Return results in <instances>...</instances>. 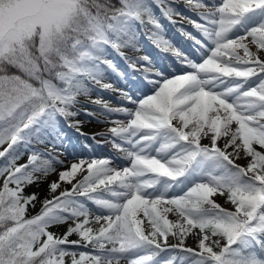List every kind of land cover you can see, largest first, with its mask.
I'll return each mask as SVG.
<instances>
[{"label": "snow or ice", "instance_id": "obj_1", "mask_svg": "<svg viewBox=\"0 0 264 264\" xmlns=\"http://www.w3.org/2000/svg\"><path fill=\"white\" fill-rule=\"evenodd\" d=\"M184 3L191 53L163 36L176 0H0V264H264V0ZM141 30L181 67L125 56L151 87L113 89L109 50ZM94 86L121 98L88 100L118 117L90 137L118 155L68 163L62 122L84 135ZM52 173L42 200L25 191Z\"/></svg>", "mask_w": 264, "mask_h": 264}, {"label": "rangeland", "instance_id": "obj_2", "mask_svg": "<svg viewBox=\"0 0 264 264\" xmlns=\"http://www.w3.org/2000/svg\"><path fill=\"white\" fill-rule=\"evenodd\" d=\"M211 2V0H208ZM176 6L178 7L180 15H173L172 19L175 23L170 22L168 19H165L163 16H160V22L162 24L163 36L165 39L169 40L177 49L182 51L183 53H191L193 51V41L188 39L187 36L184 35V32H190L193 35H198L196 29L189 22L188 18L196 19L194 12L190 11L189 8L184 3V0H176ZM203 11V9H201ZM159 15V12H157ZM144 40L138 36V51H133L130 48H125L124 56L119 61L118 55L111 52L109 50V59L113 60L114 63L118 66L119 72L123 73V75H118L111 71H107L104 76L105 83H111L113 85V89H125L132 91L133 94L137 92L148 94V88L151 85L145 87V81L143 79L144 73L142 71H133L131 67L132 61L126 59V57H131L133 60H138L140 57L144 55H149L151 57L152 63L157 68H164L167 70H175L181 67L179 61L176 59L174 55L171 53H163L159 51L152 43L149 38V34L140 31L139 34ZM146 40V41H145ZM255 50V49H254ZM262 57H264V52L259 53ZM139 67V65H137ZM109 89L102 90L99 86H94L93 91L91 92L90 97H80V105L78 107L81 109V114L78 115L80 119H82L83 127L80 128V132L84 135H80L79 132L71 133V142L69 139L64 138L63 143H58L57 149L53 151V155L56 152H63L64 155L60 156L61 160H64L68 163L71 162L72 154L77 153L83 156H95L96 158H105V157H113L118 155L113 149L111 144H98L90 137L99 132L106 131L111 125L109 123H98L97 120L107 121L109 119H115L118 117H111L107 114H102L100 111V107L88 103L89 99H97L102 98L105 101H108L111 107H116L121 103V98L118 95L117 91ZM89 109L93 112V116L84 115V110ZM122 118V117H119ZM75 134V135H74ZM101 137L97 136L96 140L99 141ZM86 145H90L91 147H85ZM36 147L44 150L50 149V145L48 143L36 145ZM240 164H244V160L237 161ZM121 164L124 161H120ZM57 172L62 170V166L56 165ZM58 179V176L55 173L49 174L45 181L49 183L50 181ZM64 187H68V185H64ZM45 191H39L38 195L42 200L47 194ZM218 202L221 204L224 203L223 198L217 197ZM39 205V203H37ZM32 208H29L31 211ZM170 219H175L174 216L170 215ZM54 232L61 233L64 231V227L52 228ZM72 238H76L73 236ZM188 245L193 244L192 238L187 240ZM122 264H126V262H122Z\"/></svg>", "mask_w": 264, "mask_h": 264}, {"label": "trees", "instance_id": "obj_3", "mask_svg": "<svg viewBox=\"0 0 264 264\" xmlns=\"http://www.w3.org/2000/svg\"><path fill=\"white\" fill-rule=\"evenodd\" d=\"M75 119L77 120V117ZM62 128H64L63 123H62ZM26 160H27V157L21 159L19 162L24 163ZM25 191L28 193H31V192L39 193V191L41 192L45 191L46 194L48 195V183L47 181H45V179H43V182H40L38 184H33L31 187L26 188ZM38 210H39V207L32 208L31 212L28 210L29 215H34Z\"/></svg>", "mask_w": 264, "mask_h": 264}]
</instances>
